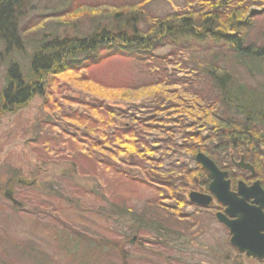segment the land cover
Segmentation results:
<instances>
[{
  "label": "rangeland",
  "instance_id": "374dc122",
  "mask_svg": "<svg viewBox=\"0 0 264 264\" xmlns=\"http://www.w3.org/2000/svg\"><path fill=\"white\" fill-rule=\"evenodd\" d=\"M61 1L32 0L34 10L28 17L33 16L31 29L52 23V17H61L62 31H74V24L80 22L79 35L85 34L87 19L67 15ZM87 1L103 8L113 2H142L149 8L145 11L154 16L175 11L184 0ZM258 20L253 36L261 42L264 39L257 33L264 37V17ZM39 31L32 30L25 42L37 40L41 36L37 34ZM26 51L31 53V46ZM101 57L99 63L87 70L51 76L43 93L26 107L0 116L2 263L264 264L232 248L231 237L218 223L213 210L184 206L182 215L188 214L189 218L184 222L176 220L175 224L186 230L187 235L168 241L155 229L142 228L139 232L130 229L135 221L133 214L118 215V206L139 214L159 202L178 207L168 198L164 187L128 181L122 175L127 168L124 165L120 168L118 164L122 162L115 160L122 156L119 139L123 129H135L132 121L135 117L145 121L144 117L152 114L148 100H135L150 93L161 95L166 89L144 84L153 66L139 65L114 50L102 51ZM5 74L6 67L0 66V93ZM164 97L177 98L169 93ZM104 105L109 108L103 110ZM164 116L165 129L156 128L153 135L168 151L158 152L159 161L151 163L157 174L141 173L147 182L152 177L160 183L167 179L184 184L188 186L184 194L189 195L193 190L199 191L204 175H200L195 155L184 141L185 130L174 127L172 119L177 116L166 113ZM234 153L238 159L242 155ZM150 156L153 158L155 154ZM230 173L238 179L244 172L233 167ZM7 192L14 193L16 200L22 202L21 207L8 201ZM87 244H92L94 252H103H98V257L83 254Z\"/></svg>",
  "mask_w": 264,
  "mask_h": 264
},
{
  "label": "trees",
  "instance_id": "16d2710c",
  "mask_svg": "<svg viewBox=\"0 0 264 264\" xmlns=\"http://www.w3.org/2000/svg\"><path fill=\"white\" fill-rule=\"evenodd\" d=\"M31 1L0 0V66L6 67L0 116L26 107L42 94L46 87L42 79L50 72L60 75L87 70L101 61L102 51L114 50L139 65L153 66L144 84L177 96L176 100H167L164 90L161 95L150 93L135 100H148L152 114L144 117L145 121L135 117V129H123L119 139L122 156L115 159L122 162L120 168L124 165L137 172L157 174L151 163L159 161L157 153L167 152L168 147L153 134L156 128L165 129L162 122L166 113L177 116L172 119L174 127L185 130L184 141L190 153L203 151L224 170L233 169L231 154L242 153L257 171L256 180L264 186V40L253 36L258 19L264 17V0H184L175 11L154 16L145 11L149 8L142 2H113L103 8L87 0H62L67 15L87 19L82 36L80 22L74 24L75 33L62 31L61 17H52V23L31 29ZM37 29L41 36L28 42L29 53L23 45L26 36ZM257 34L264 39L260 32ZM106 108L109 106L104 105L103 110ZM200 172L204 175L200 190L208 192L209 175L201 168ZM139 175L129 181L164 187L178 207L159 202L145 206L139 214L118 206V215H134L130 228L134 232L148 228L162 234L165 241L185 238L186 230L175 221H187L189 215H182L181 209L196 206L184 194L188 186L167 179L160 183L152 177L147 182L144 175ZM191 175L188 172L189 178ZM232 178L236 181V176ZM247 181L253 182L251 178ZM98 252L87 244L83 254L98 257ZM3 260L4 256L0 264Z\"/></svg>",
  "mask_w": 264,
  "mask_h": 264
},
{
  "label": "water",
  "instance_id": "95a60500",
  "mask_svg": "<svg viewBox=\"0 0 264 264\" xmlns=\"http://www.w3.org/2000/svg\"><path fill=\"white\" fill-rule=\"evenodd\" d=\"M240 160L235 162L239 169L251 170L253 174L255 173L254 167L245 163L243 157ZM196 161L209 172L212 183L209 186V194L191 192L190 202L205 208L212 206L216 199L225 208L223 212L216 213V218L218 223L228 228L232 235L230 244L248 259L264 261V189L261 182L257 181L252 186L240 183L238 190L233 192L230 180L226 179L229 176L227 171L219 169L215 161L204 153H199ZM5 197L15 205H21L14 198L13 192H7ZM251 198L254 199L253 206L247 202ZM258 204L259 206L256 207Z\"/></svg>",
  "mask_w": 264,
  "mask_h": 264
},
{
  "label": "bare ground",
  "instance_id": "6f19581e",
  "mask_svg": "<svg viewBox=\"0 0 264 264\" xmlns=\"http://www.w3.org/2000/svg\"><path fill=\"white\" fill-rule=\"evenodd\" d=\"M24 47V49L25 50H27V46H30V44L28 43H26V44H24L23 45ZM54 75V73H52V72H50V74H48L44 79H42V83L43 84H50V81H49V78L51 77V76H53ZM55 76V75H54ZM43 88H44V85L42 86ZM242 157H243V159L245 160V163H247V164H251L248 160H246V157L244 156V155H242ZM241 157V158H242ZM252 165V164H251ZM253 166V165H252ZM254 167V166H253ZM126 168V167H125ZM123 170H124V168H123ZM254 170H255V168H254ZM127 171V172H126ZM126 171H123L125 174H122L123 176H125L126 177V179L129 181V180H136L137 178H138V176L140 177L141 175H139L141 172L139 171V172H137L136 170H134V169H131V168H127L126 169ZM244 173H242V175H241V177L240 178H238V179H236V184H234L233 183V181H231L230 180V182H232V188H233V192H236L237 190H238V187H239V184L240 183H243V184H245L246 186H252L254 183H252V182H249V181H247V179L248 178H251L252 180H255L256 179V176H257V171L255 170V173L253 174L252 172H251V170H246V171H243ZM142 174V173H141ZM143 175V174H142ZM261 185L263 186V184L261 183ZM264 187V186H263ZM254 199L253 198H251V199H249V200H247V202H248V204L249 205H251V206H253L254 205ZM259 206V204L256 206V207H258ZM264 211V210H263ZM224 229L226 230V231H228V234L230 235V237L232 238V235L229 233V230H228V228L226 229L225 227H224ZM231 238H230V240H231ZM231 245V244H230ZM253 259V258H252ZM254 260H256V259H254ZM256 261H258V260H256ZM259 262V261H258ZM262 262V261H261ZM260 262V263H261Z\"/></svg>",
  "mask_w": 264,
  "mask_h": 264
},
{
  "label": "flooded vegetation",
  "instance_id": "af4514ba",
  "mask_svg": "<svg viewBox=\"0 0 264 264\" xmlns=\"http://www.w3.org/2000/svg\"><path fill=\"white\" fill-rule=\"evenodd\" d=\"M232 181H234L233 180V178H232ZM235 182V181H234ZM233 182V183H234ZM191 203V202H190ZM192 204V203H191ZM193 205V204H192ZM197 206V205H196ZM197 207H199L200 209H203L204 211H205V209H209V210H213V211H215V214H216V212H218V211H220V210H218L219 208L221 209V207L220 206H212V207H209V208H207V207H201V206H197ZM224 211V210H223Z\"/></svg>",
  "mask_w": 264,
  "mask_h": 264
}]
</instances>
